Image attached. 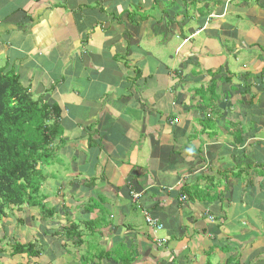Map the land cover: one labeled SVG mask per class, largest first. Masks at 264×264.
I'll return each instance as SVG.
<instances>
[{"label": "crops", "instance_id": "0c3cea01", "mask_svg": "<svg viewBox=\"0 0 264 264\" xmlns=\"http://www.w3.org/2000/svg\"><path fill=\"white\" fill-rule=\"evenodd\" d=\"M245 1L0 0V68L60 103L71 160L42 188L55 226L16 211L39 257L5 227L1 264H264V0Z\"/></svg>", "mask_w": 264, "mask_h": 264}, {"label": "trees", "instance_id": "16d2710c", "mask_svg": "<svg viewBox=\"0 0 264 264\" xmlns=\"http://www.w3.org/2000/svg\"><path fill=\"white\" fill-rule=\"evenodd\" d=\"M248 1L261 0L245 2ZM43 97L34 96L13 70L6 72L0 68V219L27 208L38 209L42 220L54 216V209L44 205L45 197L40 191L48 180L43 170L52 164L54 141L64 133L63 108L59 102L50 98L45 101ZM64 238L74 239L77 246L83 242L73 228L66 230ZM9 254L36 258L41 253L31 240L13 242ZM87 263L88 260L79 262Z\"/></svg>", "mask_w": 264, "mask_h": 264}, {"label": "rangeland", "instance_id": "374dc122", "mask_svg": "<svg viewBox=\"0 0 264 264\" xmlns=\"http://www.w3.org/2000/svg\"><path fill=\"white\" fill-rule=\"evenodd\" d=\"M88 69H86V68H84V71H82V72H85V73H87L88 71H87ZM69 82V81H68ZM66 84H67V81H66ZM65 84V86H67ZM69 84H71L72 85V83L71 82H69ZM79 85L80 86H82V83H79ZM69 86V85H68ZM78 86V85H77ZM79 87V86H78ZM45 101H47V99H45ZM53 153H52V157H51V161H52V163H53V165H51V166H49V167H47V168H45L44 170H43V173L45 174V175H47V177H48V180H47V182H52V185L53 184H55L54 182H59L63 177H64V179H65V176H66V174H67V172H65L64 171V167L63 166H67V165H71L70 164V161L71 160H69L68 158H66V157H60V156H58L59 154L58 153H55V151H52ZM55 163H57V164H55ZM69 167V166H68ZM53 174V177H54V179H56L55 181H52L51 180V175ZM45 186V187H44ZM48 184H46V182L44 183V185H43V187L44 188H48ZM49 189V188H48ZM40 192H43V190H41ZM45 205V204H44ZM49 207V206H48ZM50 208V207H49ZM35 210V209H34ZM37 210V209H36ZM36 210H35V212H36ZM37 213V212H36ZM17 216H18V214H17V212H16V210L14 211V218H10V217H8L7 218V220H5V219H0V232H2V230H4V228L5 227H7V229L8 230H14L13 232L17 235V237H19V238H21L23 235H24V232H26V239L28 240V241H31V240H33L34 239V237L32 238V235H34V230H36V229H32V228H30V227H34V224H36L37 225V223L38 222H40V217H39V215H38V218H36V221H37V223H31L30 225H29V223L26 225V226H22V225H19L18 223H17ZM10 218V219H9ZM28 219H30V218H28ZM45 219V218H44ZM42 220V219H41ZM43 221H45V220H43ZM29 222V221H28ZM46 223H51V225L52 226H55V223H52V221L51 220H48V221H45ZM41 223V222H40ZM14 225V226H13ZM39 225H37V227H38ZM48 228H50V227H48ZM5 230H6V228H5ZM48 231H50V230H48ZM6 235H7V237L8 238H11V237H13V235L14 234H11L10 235V231L8 232V234H7V232H6ZM19 241H21V240H19ZM4 244H6V243H4ZM4 244H2V245H4ZM1 245V244H0ZM18 263H20V264H29L28 263V260H27V258L25 257V256H21V257H17L16 259H15ZM15 260L13 259V262H15Z\"/></svg>", "mask_w": 264, "mask_h": 264}, {"label": "built area", "instance_id": "2783aa9c", "mask_svg": "<svg viewBox=\"0 0 264 264\" xmlns=\"http://www.w3.org/2000/svg\"><path fill=\"white\" fill-rule=\"evenodd\" d=\"M134 199L137 200L138 195H135ZM144 220H145L146 225L152 230H160L162 228V226L158 224L156 220L152 219L147 213H144ZM164 243H165V240L163 239H155V244L157 246H162Z\"/></svg>", "mask_w": 264, "mask_h": 264}, {"label": "clouds", "instance_id": "9594fccd", "mask_svg": "<svg viewBox=\"0 0 264 264\" xmlns=\"http://www.w3.org/2000/svg\"><path fill=\"white\" fill-rule=\"evenodd\" d=\"M210 116V115H208ZM137 195L136 193L133 194V196ZM136 201V200H135ZM145 221V220H144ZM146 224V223H145ZM159 224V223H158ZM147 226V225H146ZM163 227L160 230H156V231H162ZM155 234V233H154Z\"/></svg>", "mask_w": 264, "mask_h": 264}, {"label": "bare ground", "instance_id": "6f19581e", "mask_svg": "<svg viewBox=\"0 0 264 264\" xmlns=\"http://www.w3.org/2000/svg\"><path fill=\"white\" fill-rule=\"evenodd\" d=\"M17 248H18V246H17Z\"/></svg>", "mask_w": 264, "mask_h": 264}]
</instances>
